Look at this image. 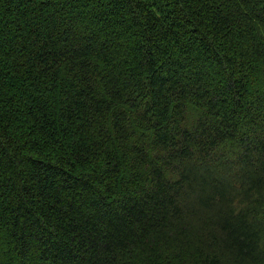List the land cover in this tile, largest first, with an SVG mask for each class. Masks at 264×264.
<instances>
[{
    "label": "trees",
    "instance_id": "16d2710c",
    "mask_svg": "<svg viewBox=\"0 0 264 264\" xmlns=\"http://www.w3.org/2000/svg\"><path fill=\"white\" fill-rule=\"evenodd\" d=\"M0 264H264V0H0Z\"/></svg>",
    "mask_w": 264,
    "mask_h": 264
}]
</instances>
